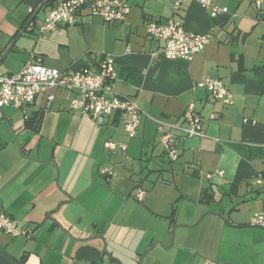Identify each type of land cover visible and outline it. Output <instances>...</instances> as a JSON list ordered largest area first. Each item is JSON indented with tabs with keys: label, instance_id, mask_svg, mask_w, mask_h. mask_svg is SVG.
Returning <instances> with one entry per match:
<instances>
[{
	"label": "crops",
	"instance_id": "1",
	"mask_svg": "<svg viewBox=\"0 0 264 264\" xmlns=\"http://www.w3.org/2000/svg\"><path fill=\"white\" fill-rule=\"evenodd\" d=\"M46 1L45 8L35 14ZM59 1L0 0V61L8 50L0 66L4 62L13 66L0 71H16L32 57L60 71L94 69L104 54H111L116 64L112 91L134 99L140 108L132 147L139 150L140 156L145 154L152 167L146 168L141 157L140 166L161 174L164 161H169L158 143L157 123L174 125L171 131L179 156L173 162L175 167L169 162L170 175L176 178L180 173L182 186L202 180L195 183L198 202H206L205 197L213 199L216 194L227 198L214 210L232 226L216 217L206 219L194 231L177 230L180 252L194 264H264V235L248 227L251 215L264 210V6L259 10L255 0H215L227 6L229 14L211 17L196 0H186L174 18L188 32H209L210 38L191 58L169 60L159 54L163 40L148 36L145 22L166 20L172 15L175 0H125L130 6L125 19L110 23L82 7L73 24L60 23L42 31L46 13ZM22 2L26 3L24 7ZM30 13V20L39 17L40 21L29 23L26 18ZM11 53L13 57H9ZM207 76L224 83L232 95L231 104L212 98L197 85ZM62 91H52L55 97L50 110L54 103L56 112L69 110L72 93ZM38 98L43 104L37 103ZM190 103L201 117L205 137H187L184 133L183 113ZM44 105L43 95L27 105L30 112L24 115L25 127H41L46 115ZM7 114L4 108L2 118ZM123 118V114H114L101 125L103 142L126 140ZM131 139L126 142L130 144ZM36 163L15 157L0 163V212L12 216L20 229H30L27 235L18 236L0 231V264H69L66 248L74 254V264H101L103 255L98 246L77 245L79 241L71 244L69 237L48 219L58 220L54 208L62 196L54 186L53 167ZM216 170L223 172L213 175ZM153 191L144 192L141 199L136 195L139 191H130L128 196L115 194L110 199L114 206L101 218L105 225L95 233L106 236L110 230V234L117 232V239L120 232L132 229L138 213L134 207L144 203L145 209L139 211L144 223L155 237L167 243L174 223H192L204 210L193 209L180 214V219L169 220L171 197L165 199ZM227 208H232L228 214Z\"/></svg>",
	"mask_w": 264,
	"mask_h": 264
},
{
	"label": "rangeland",
	"instance_id": "2",
	"mask_svg": "<svg viewBox=\"0 0 264 264\" xmlns=\"http://www.w3.org/2000/svg\"><path fill=\"white\" fill-rule=\"evenodd\" d=\"M22 5L24 7L26 3L22 2ZM263 6L264 3L262 4V8ZM44 8L45 6L42 10ZM16 12H19V10ZM11 15L14 16V13L11 12ZM36 19L40 21L39 17L34 20ZM13 54L11 53L9 57H13ZM7 67L13 68L7 62H4L0 66L2 70L8 69ZM53 91L57 92V90ZM40 100L38 98L37 103L43 104V101L41 102ZM54 105L51 110L45 109L46 115L38 130L34 129L35 125L33 127H25L24 115L29 110L27 105L24 107H5V111L8 114L6 118H0V163L5 162L10 157L25 160L21 157V153H19L16 139L21 144L22 155L39 159L53 158L56 161L59 168L58 185L55 181L56 168L54 164L50 162L36 164H50L53 167L54 186L59 194H61L62 200L57 202L54 208L58 220L52 219L58 221L71 236L76 238L89 237L94 235L95 231L102 228L105 222L101 218L104 219L110 208L114 206L115 203L110 202V199H113L115 194L125 193L128 196L130 191L131 193H136L137 191L148 193L154 190V193L156 192L158 196L163 195L165 199L171 197V208L168 214L169 220L180 219L182 217L180 214H188L193 209L203 208V212H216L214 208L217 204L226 203L227 198H224L221 194H216L213 199L207 202H198L197 184L202 183V180L195 182L197 184L194 183V185L187 184L186 186H182L181 182L183 178H180L181 174L179 172L176 178L175 174L170 175L169 170L173 163L169 166V162L164 161V168L160 171L161 174H158L156 170L146 169L152 167V161L148 160L145 154L140 156L139 150L133 149L132 144L136 138H132L130 144L126 142L128 138L126 133V140L123 142L127 145L126 150H114L110 152L104 147L103 138H101L103 126L98 125L92 117L86 114L75 113L69 110L56 112ZM72 119L76 121H72ZM18 126H20V129ZM62 134L67 135L62 137L60 136ZM52 154L53 157H48ZM140 157L144 159L142 163L147 165L146 168L140 166ZM107 166H111L113 169L111 180H106L100 173V169ZM163 179L167 180L168 183H163L166 182ZM134 184L137 185L134 186ZM182 195L186 197H182ZM70 198H72L71 201H69ZM140 205L134 207L138 213L134 222L130 223L132 229L120 232L122 235L120 236L119 234L120 237L118 236L117 239H115L117 232L115 235L113 234L114 232L110 234V230H107L106 236L103 235L106 241L107 254H103V262H100L101 264H112L109 256L118 260V262L113 264H138L140 256L152 243L155 240H161L158 238L159 236L155 237L156 234L151 232L144 223V219H142L143 213L139 212L141 208L145 209L144 203ZM230 210L232 211V208H227V214ZM211 218L215 219L216 216L211 214L206 215L194 229L177 227L174 245L171 248H164L161 244H156L145 255L142 264H194L192 259H189L186 254L180 252L176 231H194L198 227H201L206 219ZM18 229L20 230V227ZM256 229L264 235V229ZM40 234L42 235L43 233ZM38 236L40 235L38 234ZM40 237L45 240V235ZM68 239L69 242H72L71 244L75 243L70 238ZM161 241L164 245H168L170 235L167 243H164L163 240ZM90 243L98 246L102 251L103 242L100 239L76 242L77 245ZM65 252H68L66 256L69 258V264H74V254L71 255L69 253L71 252L70 248H66ZM53 263L59 264V262Z\"/></svg>",
	"mask_w": 264,
	"mask_h": 264
},
{
	"label": "built area",
	"instance_id": "3",
	"mask_svg": "<svg viewBox=\"0 0 264 264\" xmlns=\"http://www.w3.org/2000/svg\"><path fill=\"white\" fill-rule=\"evenodd\" d=\"M185 1L175 0L172 4V15L163 22L153 20L145 22L148 36L163 40L164 44L159 54L165 59H189L202 50L210 38L209 32L201 34L188 32L181 22L174 18V13L179 11ZM196 1L208 10L211 17L229 14L227 6L215 3V0ZM263 3L264 0H255V5L259 9ZM82 7H87L92 15L100 16L108 23L123 21L130 9L125 0H61L46 13L40 29L52 30L60 23L73 24L77 11ZM156 54L153 53L154 56ZM115 77L116 64L111 54H104L94 69L82 68L72 71L46 67L39 59L29 58L16 71L8 73L0 71V118L3 117L5 107H24L39 95L45 98L44 108L50 109L55 97L52 91L64 90L72 93L68 109L92 117L98 125L104 124L109 116L123 114V129L128 138H133L140 124V108L134 99L112 91L111 82ZM197 85L205 88L212 98L221 103H232V95L220 79L207 76ZM183 122L185 124L183 130L187 137H205L201 117L195 111L193 103L186 107ZM172 127L175 126L158 122L157 137L166 158L175 161L179 151L175 135L171 131ZM103 145L109 151H125L127 147L125 143L112 139L105 140ZM100 172L105 177H110L113 169L107 166L100 169ZM222 172L216 170L213 175ZM211 176L212 174H208V177ZM136 195L141 199L144 192L139 191ZM249 225L264 228V210L254 212ZM0 231L12 236L30 233L29 228L19 230L16 220L3 212H0Z\"/></svg>",
	"mask_w": 264,
	"mask_h": 264
},
{
	"label": "water",
	"instance_id": "4",
	"mask_svg": "<svg viewBox=\"0 0 264 264\" xmlns=\"http://www.w3.org/2000/svg\"><path fill=\"white\" fill-rule=\"evenodd\" d=\"M44 3L42 5H40L37 9V11L35 12V14L43 7ZM8 53V50L5 52V54L2 56L1 58V61L0 63L3 61V59L5 58V56L7 55ZM40 119H41V115L39 116V118L37 119V125L39 124L40 122ZM15 136V134H14ZM16 138V137H15ZM16 142L18 144V149H19V153H21V157L24 158V159H27V160H30V161H35V162H39V163H43V162H50L52 164H54L55 168H56V178H55V181H56V184L58 185V179H59V168L56 164V161L53 159V158H44V159H39V158H33V157H30V156H27V155H22V147H21V144L18 142V140L16 139ZM72 198L69 199V201H71ZM208 214H211L213 216H216L217 218L221 219L222 221H224L226 224L232 226L231 224H229V222L227 221L226 217L223 216L222 214L220 213H217V212H214V211H205L203 212L199 218L192 224H184V223H175L172 228H171V233H170V242L168 245H164L163 242L161 240H155L152 245L140 256V259H139V262L138 264H142L143 262V259L145 257V255L154 248V246L156 244H161L164 248H171L173 245H174V237H175V230L177 227H184V228H188V229H194L196 228L200 223L201 221L204 219V217ZM48 219L56 224L58 226V229L60 230L61 233L65 234L66 236H68L71 240L73 241H79V242H84V241H91L93 239H100L102 242H103V249H102V253L103 254H107V250H106V241H105V238L103 235L101 234H96V235H93V236H89V237H85V238H76V237H73L70 235V233L64 228L61 226V224L56 221V220H53L52 218H49ZM248 227H254V228H259V227H256V226H252V225H248ZM261 229H264V228H261ZM100 251V250H99ZM110 259L118 262V260H116L115 258H112L109 256Z\"/></svg>",
	"mask_w": 264,
	"mask_h": 264
},
{
	"label": "trees",
	"instance_id": "5",
	"mask_svg": "<svg viewBox=\"0 0 264 264\" xmlns=\"http://www.w3.org/2000/svg\"><path fill=\"white\" fill-rule=\"evenodd\" d=\"M47 3H48V2L46 1V2L44 3V5H46ZM44 5H43V6H44ZM261 8H262V7H261ZM259 10H260V9H259ZM32 11H33V10H32ZM32 11H31V12H32ZM30 15H31V13H30V14L28 15V17L26 18L27 21L30 20ZM33 20H34V18L31 19V20L29 21V23H31ZM177 159H178V158H177ZM177 159H176V160H177ZM167 160H168V159H167ZM176 160H175V161H176ZM168 161L171 162V163L175 162V161H170V160H168ZM204 199L206 200V202L208 201V199H207L206 197H205ZM53 225H54V224H53ZM100 254H101V256L103 255L102 252H100ZM101 256H100V257H101Z\"/></svg>",
	"mask_w": 264,
	"mask_h": 264
},
{
	"label": "flooded vegetation",
	"instance_id": "6",
	"mask_svg": "<svg viewBox=\"0 0 264 264\" xmlns=\"http://www.w3.org/2000/svg\"><path fill=\"white\" fill-rule=\"evenodd\" d=\"M97 233H95L94 235H96ZM93 236V235H92Z\"/></svg>",
	"mask_w": 264,
	"mask_h": 264
}]
</instances>
